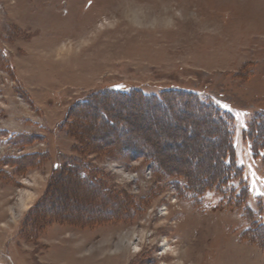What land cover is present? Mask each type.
<instances>
[{
    "label": "rangeland",
    "instance_id": "obj_1",
    "mask_svg": "<svg viewBox=\"0 0 264 264\" xmlns=\"http://www.w3.org/2000/svg\"><path fill=\"white\" fill-rule=\"evenodd\" d=\"M259 193L264 0H0V264H264Z\"/></svg>",
    "mask_w": 264,
    "mask_h": 264
},
{
    "label": "trees",
    "instance_id": "obj_2",
    "mask_svg": "<svg viewBox=\"0 0 264 264\" xmlns=\"http://www.w3.org/2000/svg\"><path fill=\"white\" fill-rule=\"evenodd\" d=\"M135 96L133 93L128 95L127 93H122L120 91H109L107 94L104 95V98H108V99H113V100H120V99H132L135 98L137 100H140L142 102H149L152 104V106L154 108L157 109H170L173 108L176 103L182 101L184 105L186 106H191L194 105L196 108V113H202L205 112L207 115V118L211 121V115L213 116V119L215 116L214 113V109L212 107V105L210 104H204L202 101H200L198 98H196L197 94L194 92H188V91H166L165 94L162 95L161 98H156V97H151V96H145V95H141L139 93H137ZM195 100H197L195 102ZM90 106L87 102L83 104V106ZM97 110L99 112H102L103 114L105 113L104 111H102L100 108H97ZM114 110H116L114 108ZM84 111V110H83ZM219 119V120H218ZM227 123H232V120L230 118L227 117ZM226 121L224 120V117H218L217 116V120L215 121L216 124H218V126L220 128H224L223 125ZM227 126V125H226ZM232 124L230 125V130L227 128L222 129L223 133L222 136L225 137V141H224V145H222L221 147V151L219 152V167H220V171L222 172V175L220 177H218L217 175L212 176V179L210 182H214V184H218L220 186H224L227 182H228V177L231 176V173L233 172V174L238 173L237 169H235V161H234V150H233V141H232V131H234L232 129ZM77 133L79 135L83 134V126H80L78 123V128H77ZM83 137V135H82ZM84 140V139H83ZM154 166L159 165V163L154 162L153 164ZM229 171V173H227ZM227 178V180H226ZM216 179V180H215ZM215 180V181H214ZM241 189L243 190V192H246L247 190L246 187L240 186ZM239 187V188H240ZM254 217V215H252ZM260 231L262 233H264V227H262L260 229Z\"/></svg>",
    "mask_w": 264,
    "mask_h": 264
},
{
    "label": "bare ground",
    "instance_id": "obj_3",
    "mask_svg": "<svg viewBox=\"0 0 264 264\" xmlns=\"http://www.w3.org/2000/svg\"><path fill=\"white\" fill-rule=\"evenodd\" d=\"M27 199H28V197H27ZM23 204V207L24 208H26L27 206V204L25 203V201L22 203ZM126 240H129V238L128 237H126V236H123L121 239H120V243H119V248H123L124 246H123V244H125L124 242H126Z\"/></svg>",
    "mask_w": 264,
    "mask_h": 264
},
{
    "label": "snow or ice",
    "instance_id": "obj_4",
    "mask_svg": "<svg viewBox=\"0 0 264 264\" xmlns=\"http://www.w3.org/2000/svg\"><path fill=\"white\" fill-rule=\"evenodd\" d=\"M225 108H227V105H224ZM260 195H264V193H259Z\"/></svg>",
    "mask_w": 264,
    "mask_h": 264
}]
</instances>
